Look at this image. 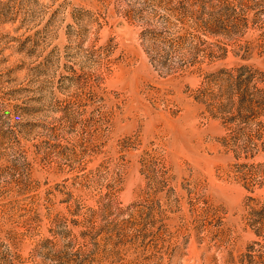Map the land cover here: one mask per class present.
<instances>
[{
  "label": "rangeland",
  "instance_id": "1",
  "mask_svg": "<svg viewBox=\"0 0 264 264\" xmlns=\"http://www.w3.org/2000/svg\"><path fill=\"white\" fill-rule=\"evenodd\" d=\"M263 88L264 0H0V264H264Z\"/></svg>",
  "mask_w": 264,
  "mask_h": 264
},
{
  "label": "trees",
  "instance_id": "2",
  "mask_svg": "<svg viewBox=\"0 0 264 264\" xmlns=\"http://www.w3.org/2000/svg\"><path fill=\"white\" fill-rule=\"evenodd\" d=\"M247 70V68L245 67V66H241V67H239V68H237V69H235V70H233L234 72H235V74L236 75H234V77L233 76H231L229 79L231 80H233V82H232V85H233V87L235 86V88L237 89V90H239L240 92H244V94H243V96H241L240 97V99H239V101L242 103V107H244L245 108V103H248L247 102V100H246V96H245V91H244V89L243 88H246L247 86H248V83H247V81H248V78H246V80H240L241 78H242V76L244 75V71H246ZM231 72H232V70L230 71V74H231ZM241 89H243V90H241ZM262 90H264V88L262 89ZM264 92V91H263ZM257 103H258V106L261 108H263L264 107V96H259V100L257 101ZM248 105H250V104H248ZM250 107V106H249Z\"/></svg>",
  "mask_w": 264,
  "mask_h": 264
}]
</instances>
